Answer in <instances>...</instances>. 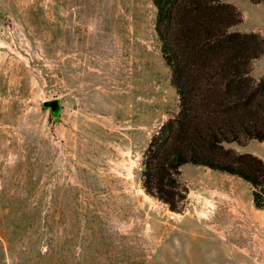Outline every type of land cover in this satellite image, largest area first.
I'll use <instances>...</instances> for the list:
<instances>
[{"label":"rangeland","instance_id":"374dc122","mask_svg":"<svg viewBox=\"0 0 264 264\" xmlns=\"http://www.w3.org/2000/svg\"><path fill=\"white\" fill-rule=\"evenodd\" d=\"M227 1L234 29L264 35V3ZM156 19L153 0H0V264H264V209L243 178L183 164L180 212L143 185L180 104ZM228 146L264 159V141ZM230 194L249 221L227 239L210 216Z\"/></svg>","mask_w":264,"mask_h":264},{"label":"trees","instance_id":"16d2710c","mask_svg":"<svg viewBox=\"0 0 264 264\" xmlns=\"http://www.w3.org/2000/svg\"><path fill=\"white\" fill-rule=\"evenodd\" d=\"M153 3L180 104L144 153V187L182 211L189 189L180 180L181 166L190 162L243 178L253 186L256 207L264 209V159L228 146L264 141V75L252 73L264 55V35L234 29L243 14L227 0Z\"/></svg>","mask_w":264,"mask_h":264},{"label":"bare ground","instance_id":"6f19581e","mask_svg":"<svg viewBox=\"0 0 264 264\" xmlns=\"http://www.w3.org/2000/svg\"><path fill=\"white\" fill-rule=\"evenodd\" d=\"M217 206L215 207L214 214L210 216L211 220H220L221 224L225 227V233L227 239L234 238L237 235L242 234L241 231L248 229V214L243 209V202L241 199H235L232 194L229 196L218 197ZM240 223V221H243ZM253 227V226H252ZM238 239V238H237ZM248 239V238H246ZM209 253H205L206 259L208 258L214 262L220 256L216 250H208Z\"/></svg>","mask_w":264,"mask_h":264},{"label":"water","instance_id":"95a60500","mask_svg":"<svg viewBox=\"0 0 264 264\" xmlns=\"http://www.w3.org/2000/svg\"><path fill=\"white\" fill-rule=\"evenodd\" d=\"M46 105L51 106L53 110H57L60 105V102L58 98H54V99L47 100Z\"/></svg>","mask_w":264,"mask_h":264}]
</instances>
